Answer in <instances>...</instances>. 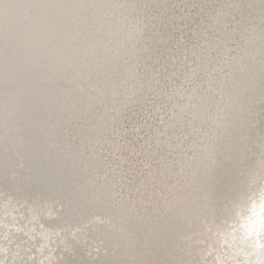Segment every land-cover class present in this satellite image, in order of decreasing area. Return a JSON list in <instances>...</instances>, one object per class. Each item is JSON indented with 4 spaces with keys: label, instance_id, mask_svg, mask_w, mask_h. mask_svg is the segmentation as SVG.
<instances>
[{
    "label": "snow or ice",
    "instance_id": "snow-or-ice-1",
    "mask_svg": "<svg viewBox=\"0 0 264 264\" xmlns=\"http://www.w3.org/2000/svg\"><path fill=\"white\" fill-rule=\"evenodd\" d=\"M168 4L0 0V81L14 88L0 98L15 97L48 149L78 170L74 192L34 201L49 219L68 209L79 221L52 231L64 233L66 254L80 245L91 256L88 236L100 232L119 253L101 264H208L200 244L216 221L218 155L241 153L246 137L233 132L247 121L245 100L259 89L264 101V0L258 26L230 0L192 29L191 45L172 41ZM140 115L147 131L130 138L126 122ZM246 175L264 181V142ZM11 179L19 191L18 171ZM93 217L106 227L88 226Z\"/></svg>",
    "mask_w": 264,
    "mask_h": 264
},
{
    "label": "bare ground",
    "instance_id": "bare-ground-1",
    "mask_svg": "<svg viewBox=\"0 0 264 264\" xmlns=\"http://www.w3.org/2000/svg\"><path fill=\"white\" fill-rule=\"evenodd\" d=\"M119 2H125V0H119ZM161 2H165V0H161ZM166 2L169 3L167 6L171 9L169 17L172 20V26L168 31L172 36V41L183 38L191 45L195 43L192 29L201 21L207 22L211 15L220 11V7L229 3L230 0H166ZM190 2L198 3L192 8L191 5L185 4ZM149 7H152L151 3H149ZM241 7L245 14L256 19L260 18L257 14L259 12L257 5L242 3ZM190 8L191 22L184 19L189 15ZM223 11L228 10L225 8ZM228 22L231 30L234 26L239 25L240 17L237 16L235 20L229 18ZM238 41L239 35H236L229 45L234 49L233 54H235ZM163 51L164 49L159 50V52ZM5 91H13V88L6 85ZM245 108L248 113L247 121L241 129L233 132L234 138L246 137L241 153L221 152L218 155L214 183V206L217 222L226 216L225 209L229 211L230 203L245 191L248 184L246 170L255 163L260 151V144L264 142V101H262L259 89L246 98ZM24 112L25 114L18 121L19 126L25 129L23 133L25 146L21 157L18 158L15 151L10 149L5 155L3 163H0V189L11 194L10 199L0 196V224L8 226H0V244L8 249L7 253H0V259L7 257L5 264H9L12 261V253H17L16 264H40V261L45 260L49 255H52L57 261L63 257V264H101L103 261L119 258V253L113 256L110 242L100 232H91L88 236L89 242L95 239L105 240L108 254H100L98 258L89 256L87 250L80 245L74 246L71 254H66L62 251V245L51 241L43 252L39 251L41 245L45 243L38 235L41 232V225L44 226L45 231H53L67 225L74 227L79 221L74 220L68 209H64L59 218L49 219L45 209L39 205L34 206V201L38 198L55 199L68 196L75 191L80 181L78 170L70 162L60 158L59 150H50L44 144L39 128L31 123L36 117L28 111ZM126 123L130 130V138L143 136L147 131L144 127L143 115L133 116ZM133 127H139L141 131L132 133ZM21 158L24 161L22 168L18 167ZM13 171H18L19 191L12 190L11 173ZM240 203H244V201L240 200ZM92 211L99 212L100 210H89L90 213ZM33 216L37 217L36 221H33ZM17 228L20 231H16ZM32 229L35 231L33 232ZM50 249H54V251L50 252ZM93 255L96 253L93 252ZM29 257H31L30 260ZM156 258L165 259V256L161 253Z\"/></svg>",
    "mask_w": 264,
    "mask_h": 264
},
{
    "label": "clouds",
    "instance_id": "clouds-1",
    "mask_svg": "<svg viewBox=\"0 0 264 264\" xmlns=\"http://www.w3.org/2000/svg\"><path fill=\"white\" fill-rule=\"evenodd\" d=\"M97 2L113 3L119 2V0H97ZM231 2L238 5L242 3L255 4L259 7L257 14L260 13L261 0H231ZM253 19L258 26L259 19ZM238 26H234L233 30H236ZM239 67H243V65H239ZM0 87H5L3 81H0ZM21 112L22 108L17 104L15 97L0 98V163H3L5 155L10 149L15 151L18 158L21 157L25 146L23 134L25 129L18 123ZM18 167H23L22 158ZM240 200H243L244 203H240ZM47 208L48 212H52L51 204ZM56 211H60L58 206ZM54 215L55 213H53ZM36 220L37 217L33 216V221ZM94 225L97 227L106 226L99 225L96 218L93 217L88 226ZM0 226L8 227L2 224ZM18 230L20 231L19 228L16 229V231ZM32 231L34 232L35 229ZM74 233H76L75 228L72 229L69 238ZM38 235L45 242L39 249L40 252H43L50 241L55 243L64 233L58 231L57 234H53L52 231H45L41 227V232ZM88 243L91 256H96L93 255V252L97 254V249H99V255L107 251L104 239H95ZM200 248L204 256L208 258V264H212L213 260L216 261V264H264V181L249 180L245 191L230 203L227 215L220 222L214 221L204 227V239L201 241ZM51 251L54 249H50ZM7 252L8 249L0 244V253ZM209 253L212 255L209 256ZM16 255L17 253H12V261L9 264H13ZM5 259H0V264H5ZM28 259L30 260L31 257ZM62 259L63 257L57 261L52 255H49L45 260H41L40 264H61Z\"/></svg>",
    "mask_w": 264,
    "mask_h": 264
},
{
    "label": "water",
    "instance_id": "water-1",
    "mask_svg": "<svg viewBox=\"0 0 264 264\" xmlns=\"http://www.w3.org/2000/svg\"><path fill=\"white\" fill-rule=\"evenodd\" d=\"M13 91H14V88H13ZM24 114H25V112L23 111V112L20 114V117L22 118ZM24 157H25V156H24ZM23 162H24V161H23ZM19 163H20V160H19ZM52 184H54V183H52Z\"/></svg>",
    "mask_w": 264,
    "mask_h": 264
}]
</instances>
